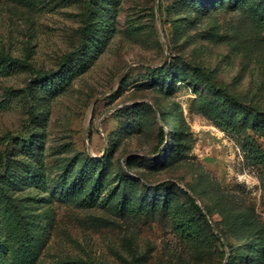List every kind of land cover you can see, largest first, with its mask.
<instances>
[{
    "label": "rangeland",
    "instance_id": "374dc122",
    "mask_svg": "<svg viewBox=\"0 0 264 264\" xmlns=\"http://www.w3.org/2000/svg\"><path fill=\"white\" fill-rule=\"evenodd\" d=\"M262 11L0 0V264H264Z\"/></svg>",
    "mask_w": 264,
    "mask_h": 264
},
{
    "label": "trees",
    "instance_id": "16d2710c",
    "mask_svg": "<svg viewBox=\"0 0 264 264\" xmlns=\"http://www.w3.org/2000/svg\"><path fill=\"white\" fill-rule=\"evenodd\" d=\"M262 16H263V17H261V21H262L263 26H264V11H262ZM93 29H96V28H93ZM91 30H92V29H91ZM91 33H92V32H91ZM89 34H90V33H89ZM91 35H92V34H90V35L88 36V38L91 37ZM81 38L85 39V36H84L83 34H81ZM89 41H90V39H89ZM83 42H84V41H83ZM84 45H85V44L83 43L81 47H84ZM11 61H14V62H15V60H11ZM255 116H256L257 118H259V119H263V117H264V113H262V112H255ZM106 153H107V151H106ZM106 153H105V154H106ZM105 154H104V156H105ZM96 186H97V187H95V188L98 189L99 185L97 184ZM95 200H96V194L93 193V194L90 195L88 201L92 203V202L95 201ZM140 204H141V205H140ZM138 209H139L140 211L143 210V204H142V201L139 203V207H138ZM145 210H146V211L149 210L148 206L146 207ZM175 214L178 215L179 212L176 210V211H175ZM182 217H184V216H182ZM174 218H175V217H174ZM184 223H185V222H184ZM177 232L179 233V235L181 236V238H183V239H189V238L193 237V235H194V228H193L192 224H190V221H188L186 224L179 226V228H177ZM229 260H230V258H227L225 264H228V263H229ZM72 262H73L74 264H85V260H83V259H76V260H73Z\"/></svg>",
    "mask_w": 264,
    "mask_h": 264
}]
</instances>
